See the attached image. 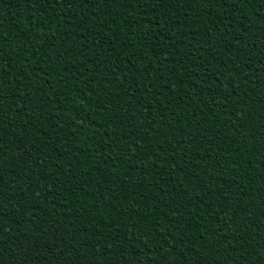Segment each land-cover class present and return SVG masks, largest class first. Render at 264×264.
I'll return each instance as SVG.
<instances>
[{"label":"trees","instance_id":"1","mask_svg":"<svg viewBox=\"0 0 264 264\" xmlns=\"http://www.w3.org/2000/svg\"><path fill=\"white\" fill-rule=\"evenodd\" d=\"M231 4L0 0L2 264H264V0Z\"/></svg>","mask_w":264,"mask_h":264},{"label":"snow or ice","instance_id":"2","mask_svg":"<svg viewBox=\"0 0 264 264\" xmlns=\"http://www.w3.org/2000/svg\"><path fill=\"white\" fill-rule=\"evenodd\" d=\"M37 2H39V0H37ZM66 3H68L69 5H71L72 0H65ZM93 3H99L100 0H92ZM190 2V0H136V3L139 4V6L142 9H146V10H154L155 8H161L164 6L165 3H170L172 6H176L177 4L183 5L185 3ZM198 3H203L208 5L209 7H211L212 5H219L221 8L224 7V5H227L229 3V0H198ZM236 3V0H232V4L229 6H232ZM151 6V8H150ZM159 19V18H158ZM170 23H175V21L169 20ZM161 35H163V30H161ZM146 35L148 36L149 39H154L157 38L156 34L149 31L148 33H146ZM0 54H2V51H0ZM3 152V147H0V153ZM3 183V177L0 176V186H2ZM2 214V213H0ZM135 232L131 233L132 237H135ZM229 244H231V241H229ZM144 247L149 249V252H151L153 250V245L151 244H144ZM155 251L157 253H163V248L161 247H156ZM23 255V253H21ZM121 258H122V254H121ZM163 255H161V259H163ZM0 264H2V262H0ZM24 264H27V260L25 259ZM113 264H116V262L114 261ZM138 264H145V260L144 259H140L138 261ZM151 264H159V261L153 260L151 262Z\"/></svg>","mask_w":264,"mask_h":264}]
</instances>
